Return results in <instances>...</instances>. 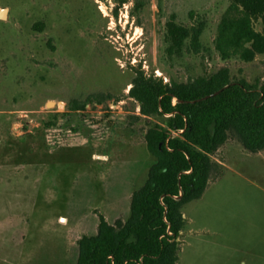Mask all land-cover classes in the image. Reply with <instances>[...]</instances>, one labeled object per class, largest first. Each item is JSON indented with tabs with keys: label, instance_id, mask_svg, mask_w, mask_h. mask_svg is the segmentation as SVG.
<instances>
[{
	"label": "rangeland",
	"instance_id": "374dc122",
	"mask_svg": "<svg viewBox=\"0 0 264 264\" xmlns=\"http://www.w3.org/2000/svg\"><path fill=\"white\" fill-rule=\"evenodd\" d=\"M230 2L0 0V264H76L100 215L128 218L155 162L145 134L157 122L128 96L134 68L164 82L225 67L234 80L264 81V54L224 60L215 49ZM173 14L205 24L199 53L166 55ZM212 159L221 174L182 209L177 264H264V150L230 135Z\"/></svg>",
	"mask_w": 264,
	"mask_h": 264
},
{
	"label": "trees",
	"instance_id": "16d2710c",
	"mask_svg": "<svg viewBox=\"0 0 264 264\" xmlns=\"http://www.w3.org/2000/svg\"><path fill=\"white\" fill-rule=\"evenodd\" d=\"M165 27L168 57L200 52L203 22L186 27L173 14ZM214 45L224 60L251 62L263 55L264 0H231ZM220 89L218 95L194 102ZM128 96L142 116L157 119L145 134L155 162L131 195L128 218L110 224L100 215L97 233L78 241L76 264H177V239L185 228L182 209L199 200L212 177L221 174L212 156L230 135L248 152L264 150V81L234 80L225 67L184 82H164L137 67ZM88 102L73 101L69 110H83Z\"/></svg>",
	"mask_w": 264,
	"mask_h": 264
},
{
	"label": "water",
	"instance_id": "95a60500",
	"mask_svg": "<svg viewBox=\"0 0 264 264\" xmlns=\"http://www.w3.org/2000/svg\"><path fill=\"white\" fill-rule=\"evenodd\" d=\"M226 87H227V86H226ZM226 87H225V88H226ZM223 89H224V88H223ZM223 89H220V90L216 91L215 93H213V94H211V95H208V96H205V97H203V98H201V99L195 100L194 102H198V101L206 100V99H208V98H210V97L216 96V95H218ZM180 198H181V195L177 197V199H180Z\"/></svg>",
	"mask_w": 264,
	"mask_h": 264
},
{
	"label": "bare ground",
	"instance_id": "6f19581e",
	"mask_svg": "<svg viewBox=\"0 0 264 264\" xmlns=\"http://www.w3.org/2000/svg\"><path fill=\"white\" fill-rule=\"evenodd\" d=\"M5 14H6V12L5 11H1L0 12V16L2 17V18H4L5 17ZM49 105H52V103H49Z\"/></svg>",
	"mask_w": 264,
	"mask_h": 264
}]
</instances>
